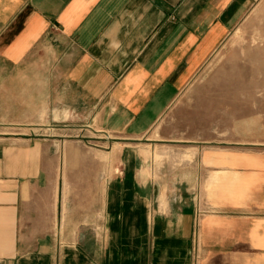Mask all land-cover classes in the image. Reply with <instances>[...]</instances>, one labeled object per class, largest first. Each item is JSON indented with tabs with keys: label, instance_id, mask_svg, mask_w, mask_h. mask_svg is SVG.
<instances>
[{
	"label": "crops",
	"instance_id": "obj_1",
	"mask_svg": "<svg viewBox=\"0 0 264 264\" xmlns=\"http://www.w3.org/2000/svg\"><path fill=\"white\" fill-rule=\"evenodd\" d=\"M258 1L0 0V264H264V151L157 130ZM78 116L105 180H61Z\"/></svg>",
	"mask_w": 264,
	"mask_h": 264
},
{
	"label": "rangeland",
	"instance_id": "obj_2",
	"mask_svg": "<svg viewBox=\"0 0 264 264\" xmlns=\"http://www.w3.org/2000/svg\"><path fill=\"white\" fill-rule=\"evenodd\" d=\"M179 94L157 127L159 138L188 137L203 139L205 147L264 151V0L256 3ZM85 122L78 116L71 139L61 141L62 181L105 180L120 164L121 146L103 140L84 127L89 125Z\"/></svg>",
	"mask_w": 264,
	"mask_h": 264
}]
</instances>
